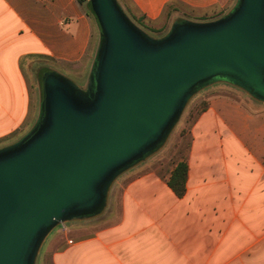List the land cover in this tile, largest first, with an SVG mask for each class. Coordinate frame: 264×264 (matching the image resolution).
<instances>
[{
  "label": "water",
  "instance_id": "1",
  "mask_svg": "<svg viewBox=\"0 0 264 264\" xmlns=\"http://www.w3.org/2000/svg\"><path fill=\"white\" fill-rule=\"evenodd\" d=\"M101 40L87 85L43 77L40 117L0 147V264H36L51 228L100 214L124 170L166 142L192 95L226 81L264 101V0L156 38L115 0H90Z\"/></svg>",
  "mask_w": 264,
  "mask_h": 264
},
{
  "label": "crops",
  "instance_id": "2",
  "mask_svg": "<svg viewBox=\"0 0 264 264\" xmlns=\"http://www.w3.org/2000/svg\"><path fill=\"white\" fill-rule=\"evenodd\" d=\"M115 1L140 29L135 17L144 16L158 28L172 21L171 30L183 21H213L210 16L233 0ZM88 2L0 0L2 146L19 141L35 125L25 59H49L59 73L83 76L84 83L75 82L87 85L99 42ZM184 8L194 17L174 16ZM215 96L191 128L189 150L169 172L148 165L165 142L116 177L100 214L51 228L37 259L42 264H264V154L246 148L238 120L229 123L228 111L242 112L241 102ZM180 161L188 164L182 197L168 185ZM70 221H76L73 229L64 226ZM60 225L64 230L49 240Z\"/></svg>",
  "mask_w": 264,
  "mask_h": 264
},
{
  "label": "rangeland",
  "instance_id": "3",
  "mask_svg": "<svg viewBox=\"0 0 264 264\" xmlns=\"http://www.w3.org/2000/svg\"><path fill=\"white\" fill-rule=\"evenodd\" d=\"M236 3L237 0H233L228 9L218 11L210 17H215L216 19H218L227 15L235 7ZM180 10L181 12L174 15L175 17H194V13L191 12V9L184 8ZM91 12L93 13L92 9ZM92 15L95 17L94 13ZM175 17H173V19ZM171 22L172 21L169 22L168 27L166 28H158L153 26V28L155 29L154 31L145 28L144 30L156 38H161L169 32L171 28ZM97 25L99 45L101 40V27L98 21ZM22 66L31 92L32 115L35 118L34 123L36 124L40 117L41 107L45 97L43 77L47 72L53 71L59 73V71L56 70V65L51 60L38 56L30 59H25L22 62ZM62 73L66 74L67 70L60 72V74ZM71 77L79 84L85 82V77L83 76ZM217 94L218 96H220L221 100H234L237 102H241L243 109L242 112L234 109L232 111H228V114L230 115L229 123L232 124L235 119L238 120L241 126V132L246 148L255 151L260 155L264 154V101L258 99L251 93L238 86L225 81H218L209 85L206 84L192 95V97L184 107L179 120L173 128L168 140L157 153L149 158L152 160L148 163V165L162 167V169H164V173L170 171L174 162L179 157L186 154L189 150L191 142V128L195 121L201 116L203 111L207 109L210 101L209 99L213 96L216 97L215 95ZM241 114L243 115L241 116ZM33 126V124L30 125V127H28V130L29 128H33ZM1 144L3 143L0 142V147H3L4 145L2 146ZM75 222L76 221L67 222L64 226L73 229ZM62 230H64L62 225L56 227L50 234L49 240ZM45 249L46 246L43 248V253ZM36 264H42V259H37Z\"/></svg>",
  "mask_w": 264,
  "mask_h": 264
},
{
  "label": "trees",
  "instance_id": "4",
  "mask_svg": "<svg viewBox=\"0 0 264 264\" xmlns=\"http://www.w3.org/2000/svg\"><path fill=\"white\" fill-rule=\"evenodd\" d=\"M135 19L137 20L138 24L141 25V27L151 31L155 30L153 26L148 25L144 22L145 19L144 16L135 17ZM187 175H188V164L185 161H180L177 163L176 167L172 171L171 176L168 180V185L179 197H182L186 192Z\"/></svg>",
  "mask_w": 264,
  "mask_h": 264
},
{
  "label": "built area",
  "instance_id": "5",
  "mask_svg": "<svg viewBox=\"0 0 264 264\" xmlns=\"http://www.w3.org/2000/svg\"><path fill=\"white\" fill-rule=\"evenodd\" d=\"M87 1H90V0H87Z\"/></svg>",
  "mask_w": 264,
  "mask_h": 264
}]
</instances>
